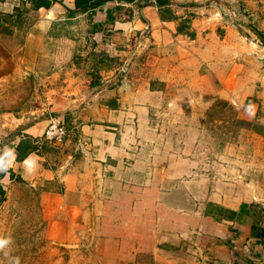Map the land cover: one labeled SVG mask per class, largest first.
<instances>
[{
    "label": "crops",
    "instance_id": "0c3cea01",
    "mask_svg": "<svg viewBox=\"0 0 264 264\" xmlns=\"http://www.w3.org/2000/svg\"><path fill=\"white\" fill-rule=\"evenodd\" d=\"M58 1L17 16L20 0H0L1 186L20 177L39 191L67 264H141L137 244L129 259L122 238L101 233L105 205L150 180L146 152L161 143L147 141L161 136L162 108L207 113L223 100L242 125L224 146L240 169L186 176L189 205L173 211L197 220L158 232L142 255L147 264H264V47L249 29L264 36V0H112L72 18L64 6L75 0ZM50 119L66 129L57 147L41 139ZM25 138L38 151L17 162Z\"/></svg>",
    "mask_w": 264,
    "mask_h": 264
},
{
    "label": "rangeland",
    "instance_id": "374dc122",
    "mask_svg": "<svg viewBox=\"0 0 264 264\" xmlns=\"http://www.w3.org/2000/svg\"><path fill=\"white\" fill-rule=\"evenodd\" d=\"M216 101L207 113L184 102L162 108L154 119L159 130L157 134L161 136H149L147 141L161 143L146 152L150 180L143 183L131 181L126 187L127 195L106 204L101 233L122 238L128 244L126 256L129 259H133L129 254L130 247L138 244L139 237L144 238L149 251L158 232L166 233L175 226L181 228L182 224L195 223L197 216L173 211L189 205L187 192L193 186L188 185L189 174L194 171L199 175L216 174L221 168L232 174L230 172L240 169L230 161L236 152L225 151L224 146L237 142L242 125L237 123L229 108L221 107ZM173 160L174 165L170 167ZM175 166L182 167V170L174 171ZM168 176L182 177L170 179ZM230 182L225 180L224 183ZM15 183L7 188L6 200L0 206V240L6 242L0 247V264H67L70 259L65 252L67 249L54 244L46 233L47 224L39 209V191L25 183ZM198 185L203 187V183L197 182ZM142 254H135V257L141 264H147L149 260Z\"/></svg>",
    "mask_w": 264,
    "mask_h": 264
},
{
    "label": "trees",
    "instance_id": "16d2710c",
    "mask_svg": "<svg viewBox=\"0 0 264 264\" xmlns=\"http://www.w3.org/2000/svg\"><path fill=\"white\" fill-rule=\"evenodd\" d=\"M108 1H112V0H75L73 10H69L68 8L64 6L65 14L67 17L72 18L78 13H85L89 9L93 10L97 7H100L101 5L105 4ZM55 2H59V1L58 0H20L21 4L18 8L14 10V12L17 16H21L24 13H27L28 10L37 11L41 8L48 9L51 6V4ZM249 29L259 39L261 45L264 47L263 34L257 31L253 27ZM216 102H219L221 104V107L229 108L234 113V118L237 121L236 112L231 105H229L227 102L222 101V100H217ZM42 149H45L47 151L49 148L42 147ZM33 151H38V146L35 143H32L31 140L26 139V138L23 140H20V142L18 143V145L16 146L14 150L16 161L17 162L23 161L27 157L28 153L33 152ZM5 174H6V170L4 166V158L1 155L0 156V180L5 176ZM10 175L12 176V174ZM15 181L19 183H24V181L20 177H16ZM5 200H6V191L0 184V206L5 202ZM106 209H107V205H105V214H106ZM105 214H103V218ZM143 240L144 238L142 237H139L137 239L138 241L137 247H138V250L147 254L149 253L150 250L149 251L147 250V244Z\"/></svg>",
    "mask_w": 264,
    "mask_h": 264
},
{
    "label": "built area",
    "instance_id": "2783aa9c",
    "mask_svg": "<svg viewBox=\"0 0 264 264\" xmlns=\"http://www.w3.org/2000/svg\"><path fill=\"white\" fill-rule=\"evenodd\" d=\"M149 4L154 6L157 5L158 0H147ZM66 137V129L63 124H61L56 119H50L49 124L44 130V133L41 137L42 142L57 147L64 143Z\"/></svg>",
    "mask_w": 264,
    "mask_h": 264
},
{
    "label": "clouds",
    "instance_id": "9594fccd",
    "mask_svg": "<svg viewBox=\"0 0 264 264\" xmlns=\"http://www.w3.org/2000/svg\"><path fill=\"white\" fill-rule=\"evenodd\" d=\"M4 243H6L5 241H2V240H0V247H2L3 245H4ZM17 264H18V262H17Z\"/></svg>",
    "mask_w": 264,
    "mask_h": 264
}]
</instances>
